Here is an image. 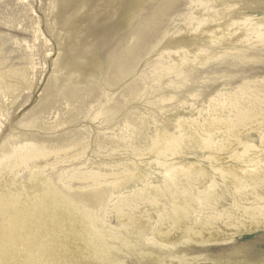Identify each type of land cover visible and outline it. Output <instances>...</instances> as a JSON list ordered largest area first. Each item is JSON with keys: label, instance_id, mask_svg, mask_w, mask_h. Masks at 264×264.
<instances>
[{"label": "bare ground", "instance_id": "1", "mask_svg": "<svg viewBox=\"0 0 264 264\" xmlns=\"http://www.w3.org/2000/svg\"><path fill=\"white\" fill-rule=\"evenodd\" d=\"M180 5L187 6L186 12L172 18L173 26L163 28ZM214 8L212 0L157 2L132 42L111 57L102 92L89 89L92 100L82 115L99 123L93 153L119 154L121 161L93 160L85 137L86 141L75 142L79 145L75 155L59 158L67 147H50L21 131L7 135L0 148V264H130L133 245L125 234L135 233L148 249L140 253L144 259L140 264L155 258L158 264H188L187 253L180 255L184 247L196 251L264 232V76L230 90L231 76L211 69L215 64L258 59L248 52L264 46V15L231 10L229 21L222 23V16L211 14ZM220 30H227L229 38ZM246 42L250 49L239 47ZM142 67L146 68L140 71ZM19 70L11 72L18 77L16 84L7 80L9 72L0 71V90L13 97L10 106L25 90L18 86L20 81L32 86L27 69ZM198 72L215 76H196ZM221 78L227 80L217 90ZM128 79L129 84L121 87ZM200 84L209 89L200 91ZM115 86L123 89L115 94ZM69 95L75 98L71 90ZM133 101L144 110L129 108ZM28 123L35 126L37 121ZM254 132L259 133V144L253 142ZM86 133L91 138V128ZM198 152L208 169L197 160L183 161ZM146 154L155 158L154 173L144 172L132 159ZM52 155L57 156L51 163L47 160ZM58 164L64 166L60 182L68 190L77 185L89 191L84 194L94 201L96 211L60 192L50 178L42 182L44 188L35 182ZM27 171L28 181L23 179ZM113 217L118 227L111 224ZM101 221H109V230ZM115 233L125 242V252L108 241ZM197 258L205 260L202 254Z\"/></svg>", "mask_w": 264, "mask_h": 264}, {"label": "rangeland", "instance_id": "2", "mask_svg": "<svg viewBox=\"0 0 264 264\" xmlns=\"http://www.w3.org/2000/svg\"><path fill=\"white\" fill-rule=\"evenodd\" d=\"M159 1L161 0H0V71L6 72V74L9 72L7 80L12 84L18 83V77L11 72L18 69H20L19 71L27 69L32 80V86L29 87L20 81L18 86L25 90L20 93L17 103L12 106L9 105L13 99L11 92L0 90V127L5 125V127L3 125V130H0V148L9 133L14 132L20 135L25 132L37 137L50 147L56 149L61 146L65 149L67 147V150L58 152L59 155L56 156L59 158L75 155L79 149L78 143L75 142L86 139L90 142L87 154L93 160L98 162L106 160L109 164L119 160L122 157L119 154L107 157L106 154L93 153L97 151L99 143L100 136H98L99 129L97 128L99 123L92 122L82 114L86 112L87 106L92 100L89 96V89L97 88L95 93L98 95L100 91L102 92L111 71V57L132 42L140 22L149 15ZM212 1L216 8L212 10L211 14L218 15L217 17L222 16L220 19L222 23L229 21L232 12H249L252 15L258 14L259 17L264 15V0ZM186 7V5H180L179 11H175L164 20L163 28L172 23V18L175 15L186 12ZM180 25L185 31L182 22ZM216 27L217 24L214 23L210 28L215 30ZM172 31L174 30H171V33ZM219 32L229 38L227 30ZM233 33L234 31L232 35ZM237 34H240V30H237ZM247 35V32L243 34L244 37ZM46 41L49 42L46 43ZM249 43H243L239 47L248 50L251 47ZM248 55L258 57V59L231 66L215 64L211 69L214 72L217 71V75H230L231 78H227L231 79L228 88L236 89L237 86H241L251 79L253 82V80L264 76V46L249 50ZM231 63L238 62L232 60ZM145 68L142 67L140 71ZM192 72H195V69ZM208 74L210 77L215 76L208 72L201 74L198 72L196 76ZM244 78H246L245 81ZM227 79H219L215 88L218 90L223 87L222 84L224 81L226 83ZM129 82L128 79L124 85L122 83L121 87L126 86ZM201 85H199L200 91H203V88L205 91L209 89ZM121 87L115 86L112 90L117 94L123 89ZM70 90L75 94V98H70ZM123 95L120 93L119 98L125 102ZM202 103L203 101H199L198 105L201 106ZM129 108L144 110V106L137 101L130 103ZM153 109L155 110V107ZM182 114L186 117L191 115L189 111H182ZM31 120L37 121V124L30 125L28 122ZM88 128H91V138H88L86 133ZM253 134V139H255L253 142L259 144V133L254 132ZM101 140L105 139L102 137ZM149 155L146 154L142 158L125 157L135 159L138 162L136 163L140 164L138 167L144 172L154 173L155 158L153 154ZM56 156L52 155L47 161L52 163ZM111 157L113 158L111 159ZM196 157L183 161L188 163L197 160L205 168H209V163L207 160L205 161L202 153L198 152ZM63 165H68V163ZM55 167L47 169L43 174L42 181L39 179L37 180L39 182H35L40 185L50 178L60 192L71 199L74 198L73 200H76L79 205L96 211L97 207L92 203L94 201L84 194L89 191H81L77 189V185L74 186L75 190H68L59 180L64 166L58 164ZM29 177H31L29 171L24 173V180H30ZM43 183L40 188H44ZM152 216L156 218L155 212L152 213ZM108 222L101 221L106 230H109ZM111 224L119 226L118 220L114 217L111 219ZM114 235V238L110 237L108 241L121 247L125 252V242L117 238L118 233ZM182 236L186 235L183 233ZM125 237H128L133 245V259L130 264L143 263L144 259L141 258L140 253L148 249L139 242L141 237L136 233L125 234ZM156 253L159 256L168 255V252L163 251H156ZM180 253V255L187 253L184 263L188 264L257 263L264 260V232L260 231L248 236L239 235L231 243H216L205 248H198L196 251L184 247ZM199 254L204 255L205 260L198 259L197 255ZM148 264H158V258Z\"/></svg>", "mask_w": 264, "mask_h": 264}]
</instances>
